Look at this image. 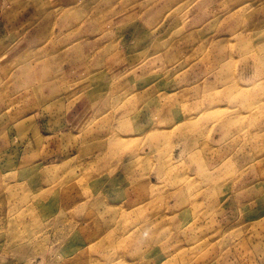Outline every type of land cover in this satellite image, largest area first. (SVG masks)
I'll use <instances>...</instances> for the list:
<instances>
[{"label":"rangeland","instance_id":"rangeland-1","mask_svg":"<svg viewBox=\"0 0 264 264\" xmlns=\"http://www.w3.org/2000/svg\"><path fill=\"white\" fill-rule=\"evenodd\" d=\"M0 264H264V0H0Z\"/></svg>","mask_w":264,"mask_h":264},{"label":"crops","instance_id":"crops-1","mask_svg":"<svg viewBox=\"0 0 264 264\" xmlns=\"http://www.w3.org/2000/svg\"><path fill=\"white\" fill-rule=\"evenodd\" d=\"M68 123V120H65Z\"/></svg>","mask_w":264,"mask_h":264}]
</instances>
